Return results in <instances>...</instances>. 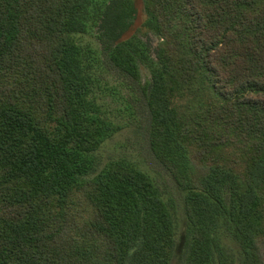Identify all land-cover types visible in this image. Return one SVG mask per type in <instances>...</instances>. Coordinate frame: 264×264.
Here are the masks:
<instances>
[{"label":"trees","instance_id":"obj_1","mask_svg":"<svg viewBox=\"0 0 264 264\" xmlns=\"http://www.w3.org/2000/svg\"><path fill=\"white\" fill-rule=\"evenodd\" d=\"M264 264V0H0V264Z\"/></svg>","mask_w":264,"mask_h":264},{"label":"rangeland","instance_id":"obj_2","mask_svg":"<svg viewBox=\"0 0 264 264\" xmlns=\"http://www.w3.org/2000/svg\"><path fill=\"white\" fill-rule=\"evenodd\" d=\"M173 264H181V263H180V258H177L176 261H174Z\"/></svg>","mask_w":264,"mask_h":264}]
</instances>
